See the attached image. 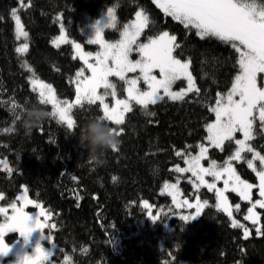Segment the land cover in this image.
Returning a JSON list of instances; mask_svg holds the SVG:
<instances>
[{
  "label": "trees",
  "instance_id": "trees-1",
  "mask_svg": "<svg viewBox=\"0 0 264 264\" xmlns=\"http://www.w3.org/2000/svg\"><path fill=\"white\" fill-rule=\"evenodd\" d=\"M23 4L21 0H0L2 101L14 97L20 104L37 102L24 62L52 83L62 98H73L75 73L82 63L73 59L71 43L57 48L52 40L63 23L71 41L93 48L84 29L109 8L115 10L117 20L115 29H105L111 40L120 36L123 26L140 9L153 22L141 36L143 40L159 31L176 35L183 46L182 58L191 60L200 91L183 100L164 99L150 105L147 111L154 116L144 115L140 106L133 105L124 125H110L124 129L121 145L118 151L107 154L108 163L100 168L87 161L86 150L79 144L80 127L102 115L96 105L73 110L78 123L74 130L51 118L31 136L22 130L0 133V157L7 159L11 168V172L0 169V193L5 195L2 203L13 202L27 186L30 196L52 211L57 253L62 260L65 254L70 255L75 264H264V233L245 239L243 229L234 228L231 217L216 208L212 192L204 189L201 193L211 200L201 216L183 221L171 198L161 191L166 181L179 176L184 194L192 189L187 174L176 172L175 167L184 165L186 156L205 141L206 125L214 118L210 108L217 93L231 88L238 72V53L214 38L201 40L195 30H186L165 16L153 0H23ZM13 8L29 33V51L23 55L15 51L18 40ZM11 119L9 105L0 104V129L10 126ZM252 144L264 152V136L257 135ZM235 148L234 141H226L223 150L209 149V159L223 165ZM245 155L248 159L251 154ZM233 163L242 176L256 181L245 160ZM113 176L118 178L115 182ZM230 197L240 200L234 192ZM143 200L159 211L156 222H144L148 210ZM260 213L264 225V209Z\"/></svg>",
  "mask_w": 264,
  "mask_h": 264
},
{
  "label": "snow or ice",
  "instance_id": "snow-or-ice-1",
  "mask_svg": "<svg viewBox=\"0 0 264 264\" xmlns=\"http://www.w3.org/2000/svg\"><path fill=\"white\" fill-rule=\"evenodd\" d=\"M156 6L173 20L178 21L186 30H195V35L201 40L216 39L224 44L230 45L238 53L236 64L238 72L235 75L231 88L226 94L217 93L215 106L210 111L215 114V120L206 125L207 140L214 148L223 150L225 142L234 141L235 151L219 165L216 160H211L208 167L201 164L207 159L208 148L199 145V154L189 156L185 159L188 165L186 168L176 167V172H191L192 176L199 181L194 187H206L209 191L215 190L216 208L232 216V209L228 202L226 192H235L241 200L251 203L247 209L245 221H251L253 225H260V213L255 209H264V155L256 150L251 143L257 135L264 136V0H154ZM21 6H24L21 0ZM18 10L13 8L11 15L16 23V38L23 37L27 40L29 33L24 30L21 24ZM59 19V17H58ZM152 21L145 12L138 11L135 19L123 26L119 40L109 42L104 39L105 29H115L117 25L115 10L109 8L106 22L101 25L97 21L94 25V34L87 40L88 44L99 45V51L93 53L84 51L80 43L69 41L61 23L60 35L52 42L57 48L61 44L71 43L75 49L73 59L77 57L83 62L75 73V99L70 101L62 98L51 83L42 80L35 71L24 62V67L31 73L29 83L31 89L37 94V101L50 106L52 118L57 123L66 125L69 130H74L78 123L74 118L73 110L85 109V105H96L101 109L103 117L110 125L122 126L126 122V114L133 111V104L140 106L146 116H154V112L147 111L150 105H155L167 97L170 100H183L189 92L200 91L196 87L195 78L190 71L191 60L182 58L184 56L183 46L177 40L176 35L168 31H159L155 35H148L146 42L140 38L149 29ZM18 54H25L29 51V44L22 43L15 49ZM135 52L138 59L133 60ZM94 61V62H93ZM90 75H85V72ZM137 74L129 77V74ZM112 77L118 78L127 86V96L124 99L117 98V85ZM186 80L187 88L173 91V85L177 81ZM141 82L147 86L146 90L140 87ZM102 90V91H101ZM163 93V95H161ZM111 97L114 103L110 106L107 98ZM0 104H8L12 116V110L20 107L14 97L9 101L0 100ZM113 127V126H112ZM117 129V134L122 135L124 129ZM2 133L11 134L16 131L13 116L10 126L4 127ZM237 133L242 139L237 138ZM114 150V151H118ZM247 153H251V159H247ZM181 155L180 152L176 153ZM245 160L258 179V184L249 183L242 179L233 166V161ZM259 161V168L256 165ZM4 170L11 172L7 161L0 160ZM205 176L213 177V182L205 180ZM118 178L112 177L113 182ZM223 179V188H217L215 181ZM175 188V185H164V190ZM258 188L261 199L254 203L253 189ZM173 203L177 208H195L194 215H181L183 221L194 220L201 215L202 210L207 206L208 201L203 203L197 199L196 204L190 203L187 199L178 201L175 192H170ZM38 195V194H37ZM5 195L0 193V200ZM38 209V212L30 214L25 209L28 206ZM143 207L148 210L149 218L156 222L158 214H152V206L148 201L143 202ZM240 205H236V210ZM9 211L11 214L9 215ZM52 211L35 199L29 198V189L15 197V200L7 206H0V216L3 222L0 223V257H6L10 252V246L5 237L10 233H18L27 243L34 230H40L41 240L45 238V229L56 228V224H49L52 219ZM234 228H243L245 239L249 235V229L238 220H232ZM261 227L257 226L255 231L261 233ZM47 240L52 243L51 235ZM62 251V250H60ZM75 251V249H73ZM86 251V249H85ZM52 251H46L37 242L33 254H23L19 257L18 264H51ZM72 257L65 254L63 264H71Z\"/></svg>",
  "mask_w": 264,
  "mask_h": 264
},
{
  "label": "rangeland",
  "instance_id": "rangeland-1",
  "mask_svg": "<svg viewBox=\"0 0 264 264\" xmlns=\"http://www.w3.org/2000/svg\"><path fill=\"white\" fill-rule=\"evenodd\" d=\"M154 1V0H153ZM17 9V8H16ZM138 11H142V9H140V10H138ZM137 11V12H138ZM19 16H20V13L18 12L17 13ZM145 14L146 15H148L146 12H145ZM106 16H107V11L100 17V18H98V19H94L90 24H89V26L86 28V29H84V33L86 34V36H87V40H88V38L90 37V36H92L93 34H94V25H96V23H97V21H100L101 22V25L104 23V22H106ZM13 18V17H12ZM135 19V15H134V17L130 20V21H128L126 24H128V23H130L132 20H134ZM20 20H21V24L23 25V22H22V19H21V16H20ZM13 21H14V29H15V34H16V23H15V19L13 18ZM23 27H24V25H23ZM24 30L25 31H27L25 28H24ZM64 30H65V28H64ZM122 30H123V28H122ZM28 32V31H27ZM65 33H66V31H65ZM61 33H59L58 35H56L54 38H53V40H52V42L60 35ZM104 39L106 40V41H109V42H115V41H117V40H119V38H120V36L118 37V38H116V39H109L107 36H106V34H105V30H104ZM171 34V33H170ZM67 35V34H66ZM67 38H68V40L69 41H71V39L67 36ZM18 40V45H17V47H19L22 43H24V42H27L28 44H29V39L27 38V40H25L23 37H21L20 39H17ZM140 40H141V42H146V40H143L142 38H140ZM76 43H80L81 44V46H82V48H83V50L84 51H91V52H93V53H95V52H97V51H99V45H96V44H93L94 46H93V48H86L85 47V45L83 44V43H81V42H76ZM62 45V44H61ZM73 50H74V55H75V49L73 48ZM78 58V57H77ZM133 60H135V59H138L139 57H138V55L135 53V52H133V54H132V57H131ZM79 59V58H78ZM80 60V59H79ZM81 61V60H80ZM94 62V61H93ZM81 63H82V65H81V67H83L84 65H83V62L81 61ZM80 67V68H81ZM190 71L192 72V70H191V67H190ZM193 74V73H192ZM85 75H90V72H85ZM134 75H137V74H133V73H130L129 74V77H131V76H134ZM194 76V75H193ZM30 78V77H29ZM110 79H112V81L114 82V83H116V85H117V98H120V99H124V98H126V96H127V93H126V91H124V89H126V85L124 84V82H122V81H119L118 80V78H116V77H112V78H110ZM43 80V79H42ZM45 81V80H44ZM46 83H50V82H48V81H45ZM196 82V81H195ZM52 84V83H51ZM53 85V84H52ZM31 86V85H30ZM76 86V85H75ZM54 87V86H53ZM140 87L142 88V89H145L146 90V88H147V86L145 85V84H143V82H141V84H140ZM197 87V86H196ZM181 88H187V81L186 80H181V81H177L174 85H173V91H179ZM102 91V90H101ZM189 93H191V92H189ZM188 93V94H189ZM187 94V95H188ZM224 94H226V93H224ZM161 95H163V93H161ZM74 99H75V96L73 97V98H71V99H68V100H70V101H74ZM164 99H168L167 97H165ZM106 102H108L109 104H110V106L114 103V101L112 100V98L111 97H108L107 98V101ZM134 105V104H133ZM215 106V103L212 105V107H214ZM214 114V113H213ZM214 120H215V114H214V118L209 122V123H212V122H214ZM206 132H207V128H206ZM207 136H208V132H207ZM207 136H206V139H205V141L204 142H201L199 145H201V144H203V145H205L207 148H208V151H209V149L210 148H212V146L210 145V142L207 140ZM237 138H240V139H242L243 137H242V135L241 134H239V133H237ZM252 143V142H251ZM256 150L257 151H260L259 149H257L256 148ZM199 151H200V149H199V146H198V148H197V151L195 152V153H191V154H189V155H187L186 156V158H188L189 156H196V155H198L199 154ZM261 152V154L262 155H264V152H262V151H260ZM251 154V153H250ZM207 159H205V160H202L201 161V164L204 166V167H208L209 166V163H210V161H211V159H209V153H207ZM251 157H252V154L249 156V158L248 159H251ZM185 158V159H186ZM0 160H3V161H7V159H5V158H1L0 157ZM214 160V159H213ZM217 161V160H216ZM7 163H8V161H7ZM217 163H218V161H217ZM233 163V162H232ZM256 163V165H257V167L259 168V161H256L255 162ZM219 165H222V164H220V163H218ZM178 167H180V168H186V167H188V165L185 163L184 165H177ZM176 166V167H177ZM233 166L235 167V165H234V163H233ZM9 167V166H8ZM175 167V168H176ZM236 168V167H235ZM0 169H2V170H4V168H3V165H0ZM180 173H185V174H187V179H188V181H190L191 182V185H192V189L191 190H189L188 192H189V194H184V191H183V188H182V186H181V184H180V177L181 176H179L178 177V179L177 180H168V181H166L165 183H164V185L165 184H168V185H175V188L173 189V188H169L168 189V191H165L164 190V185H163V187H162V189H161V191L164 193V194H167L170 198H171V201H172V205L174 206V208H176L177 209V216H181V215H194L195 214V208H191V209H189V208H186V207H182V208H177L176 207V205L173 203V200H172V195H170L169 193L170 192H175L176 193V195H177V200L178 201H182V200H185V199H187L190 203H192V204H196V201H197V199H199V201L201 202V203H203V201L204 200H207L208 201V204H210L211 203V200L208 198V197H203L202 196V191L204 190V189H207L206 187H200L199 189H197L196 187H194V184H198L199 183V181H197L196 180V178L195 177H193L192 176V173L191 172H180ZM237 173L241 176V178L242 179H245V180H247L249 183H254V184H258V179L256 178V181H253V180H250L249 178H245L244 176H242L238 171H237ZM205 178V180H207L209 183H212L213 182V177H211V176H205L204 177ZM215 183H216V186H217V188H223L224 187V185H223V179H221V180H219V181H215ZM24 187H27V186H23V188ZM23 188H22V190L19 192V194L23 191ZM28 188V187H27ZM208 190V189H207ZM210 192H212L213 194H214V198H215V202H214V205H216V194H215V190H212V191H210ZM235 193V192H234ZM235 194H237V193H235ZM225 195L228 197V202H229V204H230V206H231V209H232V216H231V219L233 220V219H235V220H238L241 224H243L245 227H247L248 229H249V235H248V237H251V236H253V235H255V236H261V235H263V233H264V231H263V227H261V233H257L256 231H255V229H256V227L257 226H260V225H262V220H261V213H260V208L259 207H257V209H255L257 212H259L260 213V225H253L252 223H251V221H245L244 219H243V217L245 216V215H247L248 213H247V209L249 208V207H251V203H249L248 201H244V200H236V201H232V199H231V197H230V191L229 192H226L225 193ZM238 195V194H237ZM253 199H252V202L254 203L257 199H261L260 197H259V194H258V188H254L253 189ZM239 196V195H238ZM29 198L30 199H33L31 196H30V194H29ZM36 200V199H35ZM144 201H147V200H143L142 201V205H143V202ZM39 203H41L40 201H38ZM148 203L152 206V209H151V211H152V214L153 215H157L158 214V212L159 211H157V210H154V208H155V205L154 204H151L149 201H148ZM42 204V203H41ZM207 204V205H208ZM237 204H239L240 205V209L237 211L236 210V205ZM43 205V204H42ZM0 206H7V205H4L3 203H2V200H0ZM26 211H28L30 214H32V213H35V212H38L39 210L38 209H35V208H33L31 205L30 206H28L26 209H25ZM202 212H203V210H202ZM202 212H201V214H202ZM226 213V212H225ZM11 214V211H9V215ZM227 214V213H226ZM228 215V214H227ZM201 216V215H200ZM199 216V217H200ZM199 217H197V218H199ZM196 218V219H197ZM195 220V219H194ZM146 221H150V222H153L150 218H149V214H148V211H147V214H146V219L144 220V222H146ZM3 222V217L2 216H0V223H2ZM48 223L49 224H54L53 222H51L50 220L48 221ZM243 229V228H242ZM45 231V233H44V235H45V238L43 239V240H41V235H42V233H41V231L40 230H34L33 232H32V234L30 235V237H29V240H28V242L27 243H25L24 242V239H23V237H21V236H19V234L18 233H10V234H8L6 237H5V239H6V242L9 244V246H10V252H9V254L6 256V257H0V264H18V260H19V257L21 256V255H23V254H28V255H31V254H33V250H34V247H35V245L37 244V242H39L41 245H42V247L46 250V251H52L51 249H52V246H49L48 244L50 243L48 240H47V235H51V238H52V240H53V242L55 243V240H54V231H55V228H47V229H45L44 230ZM243 232H244V230H243ZM9 235H11V237L10 238H8L9 237ZM56 244V243H55ZM56 255L59 257V260H58V262H57V260H55L56 261V263L55 264H63V260H62V257L61 256H59V253L57 254V250H56ZM179 264H197V263H193V262H181V263H179Z\"/></svg>",
  "mask_w": 264,
  "mask_h": 264
},
{
  "label": "clouds",
  "instance_id": "clouds-1",
  "mask_svg": "<svg viewBox=\"0 0 264 264\" xmlns=\"http://www.w3.org/2000/svg\"><path fill=\"white\" fill-rule=\"evenodd\" d=\"M12 116L16 130H22L25 136H31L42 124L52 118V113L46 104L37 101L13 109ZM79 144L86 150L87 161L94 167L100 168L108 163L107 154L120 148L121 139L116 128L110 126L103 117H97L89 119L80 127ZM71 264H75L73 259Z\"/></svg>",
  "mask_w": 264,
  "mask_h": 264
},
{
  "label": "flooded vegetation",
  "instance_id": "flooded-vegetation-1",
  "mask_svg": "<svg viewBox=\"0 0 264 264\" xmlns=\"http://www.w3.org/2000/svg\"><path fill=\"white\" fill-rule=\"evenodd\" d=\"M34 208V207H33ZM53 241V240H52ZM49 246H52V243H49L48 244ZM52 252L53 253H55V255L52 257V261H51V264H55L56 263V261L55 260H57V262H58V260H59V257L56 255V250L57 249H55V248H53V246H52ZM58 254V253H57Z\"/></svg>",
  "mask_w": 264,
  "mask_h": 264
},
{
  "label": "bare ground",
  "instance_id": "bare-ground-1",
  "mask_svg": "<svg viewBox=\"0 0 264 264\" xmlns=\"http://www.w3.org/2000/svg\"><path fill=\"white\" fill-rule=\"evenodd\" d=\"M74 83H75V79H74ZM174 181V180H173Z\"/></svg>",
  "mask_w": 264,
  "mask_h": 264
}]
</instances>
